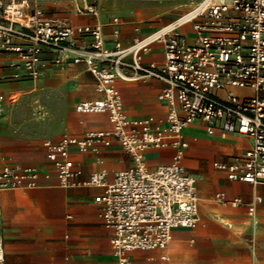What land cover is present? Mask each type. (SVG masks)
I'll return each mask as SVG.
<instances>
[{"label": "built area", "instance_id": "2783aa9c", "mask_svg": "<svg viewBox=\"0 0 264 264\" xmlns=\"http://www.w3.org/2000/svg\"><path fill=\"white\" fill-rule=\"evenodd\" d=\"M40 0H0V62L13 72L0 82H39L54 69L83 66L95 80L101 97L81 101L78 113H109L111 126L89 130L84 138L64 134L45 140L47 159L63 188L87 185L102 188L95 198L104 224L113 229L110 245L117 264H129L131 250L166 249L176 228L195 229L200 201L196 179L184 164L189 144L184 129L204 124L210 135L237 134L251 146L230 163H215L230 180L251 185L264 183V0H202L169 25L135 35L129 44L120 40V19L111 43L106 38L99 3L109 0H70L77 16L94 23L72 26L39 8ZM186 27L190 34L183 35ZM161 45L160 63H145L153 46ZM4 59V60H3ZM158 79L166 84L159 100L166 104L163 119L133 120L124 111L117 82ZM7 97L0 92V117ZM11 104L17 100L8 99ZM120 145L134 166L115 173L109 183L106 171L77 183L70 155L96 152L100 145ZM171 147L172 161L150 169L145 154ZM48 174L34 168H0V192L35 188ZM217 198L250 214L261 203ZM5 263V242L0 234V264Z\"/></svg>", "mask_w": 264, "mask_h": 264}, {"label": "crops", "instance_id": "0c3cea01", "mask_svg": "<svg viewBox=\"0 0 264 264\" xmlns=\"http://www.w3.org/2000/svg\"><path fill=\"white\" fill-rule=\"evenodd\" d=\"M143 1L146 0L99 3L109 43L113 40L115 28L110 23L113 17L120 19V40L125 45L135 35H145L158 28L143 21L151 16V13L143 12ZM39 8L49 16L68 20L72 26L95 22L92 17L75 15L70 0H40ZM163 58V47L155 45L143 60L145 63H160ZM12 72L4 61L0 62V75ZM22 82L35 84L31 81L0 84L17 87ZM39 82L54 87L65 97L58 127L44 137H36L33 121L25 123L19 118V111L13 113L14 106L21 102L24 88H13L10 95L0 90L7 97L0 117V168H34L49 175V178H40L35 188L0 192L4 264H117L110 245L113 229L104 224L100 205L95 202L103 189L87 185L61 187L43 146L45 140L57 142L64 134L82 139L89 130L111 126L108 112L75 111L79 102L101 97L95 91V80L83 66H79L51 70ZM117 87L123 109L131 119L165 118L166 104L158 98L166 87L163 81L119 80ZM18 93L21 94L16 99H19L18 103L11 104L9 97ZM184 135L189 144L184 164L187 172L196 179L199 224L195 229H174L166 249L128 251L129 264H264V183L251 185L230 180L225 172L215 168V163H230L235 157L242 156L250 148L251 140L237 134L210 135L202 123L186 127ZM173 152L171 147L151 149L145 154V164L153 169L170 163ZM70 158L74 163L73 171L80 172L74 177L77 183L88 181L90 175L102 170L107 173V181L112 183L116 172L134 166L132 156L118 144L100 145L96 152L73 151ZM219 193H224L228 202L235 199L252 202L256 196L262 201L250 214L245 207L222 203L217 198Z\"/></svg>", "mask_w": 264, "mask_h": 264}, {"label": "rangeland", "instance_id": "374dc122", "mask_svg": "<svg viewBox=\"0 0 264 264\" xmlns=\"http://www.w3.org/2000/svg\"><path fill=\"white\" fill-rule=\"evenodd\" d=\"M198 1L200 0L143 1V12L151 13V16L143 18V21L147 24H154L158 26L156 29H159L177 20L183 11L189 10ZM181 31L183 35L190 34V30L186 27ZM13 88H24L21 102L14 106L13 113L19 111V118L25 123L28 120L34 122L33 128L36 137H44L58 127L65 97L56 92L54 87L45 86L43 82H36L32 85L29 82H22L17 87L7 83L0 84V90L7 91L6 95L12 94L11 89ZM20 95V93L14 94L12 100H16ZM12 107L10 105V108ZM10 108L7 109V112L10 111Z\"/></svg>", "mask_w": 264, "mask_h": 264}]
</instances>
